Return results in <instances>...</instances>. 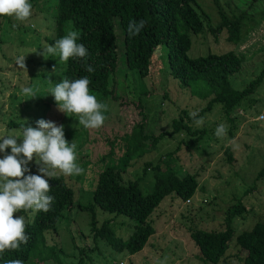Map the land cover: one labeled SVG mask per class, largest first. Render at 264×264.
Instances as JSON below:
<instances>
[{
	"label": "rangeland",
	"instance_id": "374dc122",
	"mask_svg": "<svg viewBox=\"0 0 264 264\" xmlns=\"http://www.w3.org/2000/svg\"><path fill=\"white\" fill-rule=\"evenodd\" d=\"M41 2L44 13L39 11L34 15L35 12L31 11L30 17L24 22H19L14 17L0 18V27H4L0 30V138L9 135L19 137L22 135L23 125L35 127L40 119L64 125L67 142L75 140V155L80 165L89 161L85 174H81L84 178L66 176L74 189L77 203L88 205L92 201L98 174L104 166L101 158H105V164L117 166L118 159L124 152L125 141L121 134L130 133L133 126L147 116L149 126L146 125V130L153 131L157 137L163 128L169 127L171 120L178 117L179 112L184 109L198 112L197 109L203 108L208 100L192 95L190 89L180 88L177 83L179 81L174 82L167 70L166 49L159 48L153 57L148 79L143 80L137 71L127 69L122 60L119 72L110 86L114 95L98 98V102L107 105V111L104 112L106 120L101 127H74L79 122L58 111L54 97L47 95L51 87L64 79L67 62L59 64L58 56L45 59L41 54L43 48L53 45L47 40L56 38L52 15L56 3L47 0ZM199 4V12L208 14L211 21L207 23L203 34L192 35L193 45L188 55L197 58L209 53L234 51L244 56L241 72L230 80L236 89L246 88L264 71V0H221L226 14L233 12L239 15L235 10L237 8L254 15V20L245 25L244 36L236 46L227 42L226 30L216 36L210 30H216L220 24L219 8L214 0H199ZM122 40L120 36L118 43ZM20 57L25 58L24 69L16 64ZM167 84L172 85L168 98L164 97ZM25 87L32 88L37 96L33 98L24 94L22 89ZM241 106L238 113L244 109L243 114L249 117H244L245 120L240 122L234 139H228L231 125L220 115L221 106L217 105L208 115L206 113L204 124L199 128H207L211 136L215 134L217 126L223 123L227 135L219 138V141L208 136L191 150L183 146L179 155L182 158L180 163L185 166L179 174L198 173L204 190H198L188 203L183 204L174 197L165 200L153 217L157 234L149 239L143 251L133 256L118 254L105 240L94 239L89 213L79 210L72 211L70 218L67 217V224H61L58 231L48 233V243L63 246L70 255H74L76 247H85L87 252L93 249L94 253H89L91 260L87 264H208L190 241L189 228L223 231L229 211L240 203L247 211L237 214L232 222L235 237L227 253L229 259L239 263V257L243 258L245 252L237 246V236L252 230L259 221L264 222V176L257 179L264 167V121H257L264 112V77L255 92ZM175 137L176 139L165 138L159 143L157 151L146 155L136 164L134 162L125 177L143 178V192H151L154 186L152 171H148V175L144 177V163L149 160L156 162L162 154L176 149L186 135ZM17 142L22 141L18 139ZM227 146L231 148L232 162L228 160L229 156L225 151ZM80 152L83 156L88 155L86 160L82 159L83 156L80 157ZM7 153L11 154L10 148ZM3 156L4 153H0V159ZM28 167L35 175H40L35 159ZM16 214L21 216L19 212L14 213ZM23 215H26V219L32 216L31 211ZM97 218L99 224L112 220L118 236L125 239L133 234L136 224L122 215L100 209H97Z\"/></svg>",
	"mask_w": 264,
	"mask_h": 264
},
{
	"label": "trees",
	"instance_id": "16d2710c",
	"mask_svg": "<svg viewBox=\"0 0 264 264\" xmlns=\"http://www.w3.org/2000/svg\"><path fill=\"white\" fill-rule=\"evenodd\" d=\"M41 1L44 0H29L32 4L31 11L35 12L34 15L39 11L44 13L41 10L43 5ZM48 1L56 3L52 14L56 26V38L48 39V43L54 45L56 40L64 37L71 29L78 33L77 43H82L88 51L86 60L69 59L63 78L74 80L87 76L91 81L90 94L98 101V98L114 95L110 86L114 76L119 72L122 60L127 69L137 71L143 80L148 79L156 50L165 48L169 76L174 79V82L179 81L177 83L180 88L190 89L192 95L208 100L203 108L197 109L198 118H205L206 113L208 115L215 106L220 105V115L231 125L228 139L235 138L240 122L247 116L244 115V109H242L243 115H238V110H241V104L260 85L264 71L246 88L236 89L230 79L241 72L245 62L244 56L234 51L223 54L209 53L197 58L188 55L193 45L192 35L203 34L207 23L211 21L208 14L199 12L201 8L199 0ZM214 2L219 8L220 24L216 30L212 28L210 30L215 36L226 30L227 42L238 45L244 36L245 25L254 20V15L239 11L237 8L235 10L239 12V15L233 12L226 14L221 0H214ZM132 20L146 21L145 28L137 36H129L127 31L128 24ZM3 28L0 27V30ZM120 36L123 40L118 43ZM85 63L93 67L94 72L85 71ZM171 86L167 84L164 97L168 98ZM189 113L188 109L179 112L178 117L171 120L169 127L163 128L157 137L152 133L153 131L146 130L149 126L147 116L135 124L130 133L121 134L125 141L124 152L118 159L117 166L111 163L105 164V158H101L104 166L98 174L92 191V201L88 205L77 203L68 177L64 175L53 179L45 177L51 187L49 195L55 198L50 211L47 213L40 211L35 214L31 212V218L26 219L25 229L29 237L28 243L22 244L18 250H6L0 258V264L12 259H20L24 261V264L89 263L91 260L89 253L93 254V249L87 252L85 247L81 249L76 247L74 255H70L63 246L48 243V233L58 231V227L63 223L67 224V217L70 218L74 210L89 213L91 234L94 239L105 240L116 253L133 256L143 251L149 239L157 234L153 217L161 204L169 197H174L183 204L188 203L195 197L198 190H204L200 185L198 173L179 174L185 166L180 163L182 158L179 152L183 146L191 150L208 136L216 141H219V138L215 134L210 136L207 128L197 127ZM180 134H185L186 138L179 142L176 149L162 154L156 162L149 160L144 163V177L148 175V171H152L154 186L151 192H143L141 186L143 178L125 177L130 168L140 159L157 151L161 141L167 137L176 139L175 136ZM225 151L229 156L228 160L232 162L230 146H227ZM81 154L82 152L80 157L83 156ZM87 156L84 154L82 159L86 160ZM75 163L86 170L89 161L86 160L80 165L77 158ZM30 174L34 173L30 172ZM83 175H76L77 179L84 178ZM263 176L264 167L258 173L257 179ZM234 208L228 213L225 230L209 231L189 228L190 241L194 243L208 264H264L263 221H259L252 230L237 236L236 244L245 252L243 258L239 257V263H234L227 257L230 243L235 237L232 222L237 214L247 211L240 203ZM97 209L122 215L135 222L133 234L131 233L128 239L118 236L112 220L99 224ZM22 211H19L21 215L24 214ZM18 216L16 214L14 218Z\"/></svg>",
	"mask_w": 264,
	"mask_h": 264
},
{
	"label": "clouds",
	"instance_id": "9594fccd",
	"mask_svg": "<svg viewBox=\"0 0 264 264\" xmlns=\"http://www.w3.org/2000/svg\"><path fill=\"white\" fill-rule=\"evenodd\" d=\"M32 10L29 0H0V18L14 17L19 22L26 21ZM146 21L132 20L128 24L129 36H137L145 28ZM79 36L76 31L69 29L67 34L56 40L54 45L43 48L41 53L47 57H59V64H64L70 58L85 59L88 56L87 48L82 43H77ZM16 64L24 69L25 58H17ZM56 68H53V72ZM85 71L92 73L94 68L85 63ZM91 81L87 76L70 80L62 79L48 91L47 95L54 97L58 111L77 120L78 125L85 129L101 127L106 116L107 105L97 101L90 94ZM26 95L36 97L30 87L22 89ZM193 123L200 127L204 118L197 112H190ZM22 135L5 136L0 138V258L6 250H18L22 244H27L29 237L26 234V215L14 218V213L23 210L25 214L31 210L32 214L51 209L54 197L49 195L51 190L48 179L59 175H81L84 169L75 163L77 157L75 140L71 143L65 138L64 125L40 119L35 127L22 126ZM217 138L227 135L225 124L221 123L215 130ZM22 142L18 143L17 141ZM11 149V154L7 149ZM35 159L40 175L30 174L28 165ZM26 173H29L26 175ZM4 264H24L20 259L7 260Z\"/></svg>",
	"mask_w": 264,
	"mask_h": 264
},
{
	"label": "built area",
	"instance_id": "2783aa9c",
	"mask_svg": "<svg viewBox=\"0 0 264 264\" xmlns=\"http://www.w3.org/2000/svg\"><path fill=\"white\" fill-rule=\"evenodd\" d=\"M239 114H240V115H243V112L240 111ZM257 121H258V122H263V121H264V112H263L262 114L259 115Z\"/></svg>",
	"mask_w": 264,
	"mask_h": 264
}]
</instances>
